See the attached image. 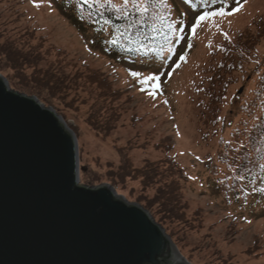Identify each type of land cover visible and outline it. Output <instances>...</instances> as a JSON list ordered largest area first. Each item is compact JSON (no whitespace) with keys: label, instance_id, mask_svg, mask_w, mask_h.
Wrapping results in <instances>:
<instances>
[{"label":"rangeland","instance_id":"rangeland-1","mask_svg":"<svg viewBox=\"0 0 264 264\" xmlns=\"http://www.w3.org/2000/svg\"><path fill=\"white\" fill-rule=\"evenodd\" d=\"M165 1L174 27L171 46L160 60L128 61L116 55H103L93 29H78L62 12L60 0H36L38 7L33 0H0V43H10L23 51L31 50L28 48L38 51L41 55L36 61L41 68L38 75L51 73L49 80L56 89L32 85L40 92L36 96L8 84L11 89L39 100L42 96L48 99L50 104L40 102L52 107L76 137L82 176L107 172L109 165L115 167L125 152L133 166L138 167L144 164L143 159L159 161L173 156L188 179L162 167L168 172H163L161 181L177 184L183 220L170 223L167 228L157 220L160 213L135 200L139 195L150 196L155 186L163 184L161 181L154 180L142 188L139 177H125L122 186L114 189L126 200L145 208L189 263L264 264V199L248 194L240 205L236 199L224 195L222 187L215 192L213 183L207 180L213 179L210 172L220 163L217 156L225 142L236 134L234 128L241 127L240 121L251 120L250 112L239 105L248 100L254 78L247 73L249 68L234 74L235 81L230 84L229 96L219 113L221 121L213 126L204 122L205 113L195 103L193 92L201 69L218 42L240 30L257 32L259 23L264 27V0H225L222 4L213 0L212 7L203 2L198 8L182 0ZM221 5L228 11L239 7V11L204 20L193 34L196 17ZM256 32L258 53L263 58L264 37ZM181 56L185 59L181 60ZM259 64L255 63V73ZM54 66L66 73L64 79L56 80L59 69ZM91 72L106 79L107 92L112 95L103 92L101 86L99 93L92 81L85 80ZM132 72L140 75L134 77ZM13 73L10 68L0 71L3 77L6 74L12 77V84L31 86L27 77L18 79ZM145 76L159 79L142 83ZM96 106L100 108L97 114L100 118L110 113L105 107L116 110H113L116 115L111 113L115 127L107 136L88 125L87 118ZM79 180L86 184L80 174ZM238 200L242 201L241 195Z\"/></svg>","mask_w":264,"mask_h":264},{"label":"water","instance_id":"water-1","mask_svg":"<svg viewBox=\"0 0 264 264\" xmlns=\"http://www.w3.org/2000/svg\"><path fill=\"white\" fill-rule=\"evenodd\" d=\"M79 171L63 118L0 74V264H191L145 208Z\"/></svg>","mask_w":264,"mask_h":264},{"label":"trees","instance_id":"trees-1","mask_svg":"<svg viewBox=\"0 0 264 264\" xmlns=\"http://www.w3.org/2000/svg\"><path fill=\"white\" fill-rule=\"evenodd\" d=\"M182 1L185 4L197 6L196 8L203 2H207V5H210L208 7L214 4L213 0ZM224 1L215 0L219 4ZM60 2L62 12L68 15L78 29L86 30L87 27L93 29L94 35L99 39L100 52L106 56L116 55L128 61L134 59L142 61L144 58L160 60L174 39V27H168L172 23L165 0H148V13L137 11L133 4L125 7L122 0H112L116 7L104 3L103 0H88L87 4L83 0H60ZM258 25V35L264 37V27L260 23ZM255 32L256 30L250 33L240 30L230 38L218 42L216 47L210 51V58L201 69L198 84L193 87L195 103L200 107L201 112L205 113L204 122L207 124L210 122L213 126L221 121L219 113L229 96V86L235 81L234 74L245 72L249 68L247 73L254 78L248 100L239 105L242 110L250 112L248 119L251 120L248 122L253 121L252 123L240 121L238 125L241 127L234 128L233 131L236 134L225 142L217 156L220 163L210 172L213 179L207 178L213 183L212 187L215 188V192L218 188H223L224 195L231 198L230 200L236 199L240 205L244 204L248 194H255V197L264 199V56L262 58L258 53L259 44L256 43L258 36ZM28 49L31 50L23 51L10 43L1 42L0 71L3 72L10 68L18 79L25 76L31 81V86L22 83L12 84V77L6 74L9 84L17 90L36 96L40 92L34 90L32 85L55 90L54 83L49 80L51 73L44 72L40 77L38 75L41 68L36 65V61L41 57L40 53L32 48ZM255 63H260V69H257L256 73ZM57 69L59 73L56 75V80L60 81L64 79L66 73L60 67ZM102 79L104 77L100 74L96 75L91 72L85 80L89 83L92 81L96 89L101 86L102 91L108 93L107 81ZM108 94L112 95V93ZM40 100L50 104L45 96H42ZM105 109L110 113L100 118L98 116L99 106L92 108L91 116L87 120L93 130L107 136L112 126L115 127V117L111 113L116 115L114 112L116 110L113 109V111L110 107H105ZM238 136L240 138H237ZM138 146L142 147V145ZM120 150L125 151L123 147ZM127 155V152L121 154L117 165L115 167L111 166L112 164L109 165L110 168L105 173H90L82 176L79 172L81 181L89 185L107 182L117 190L122 186L125 177H139L142 188H144L154 180L161 181L163 172L167 170L170 173L171 171L179 173L188 179L183 174L182 167L171 155L159 161L143 159L144 164L140 167L133 166L134 163ZM162 167H166L167 170ZM176 190L177 184L168 181L155 186L150 196L139 195L135 200L147 209L152 208L155 213H160L157 220L165 223L167 227L170 223L184 219ZM239 195L242 201L238 200Z\"/></svg>","mask_w":264,"mask_h":264},{"label":"snow or ice","instance_id":"snow-or-ice-1","mask_svg":"<svg viewBox=\"0 0 264 264\" xmlns=\"http://www.w3.org/2000/svg\"><path fill=\"white\" fill-rule=\"evenodd\" d=\"M35 6H39L38 3H36V0H33ZM83 2L85 4L88 3V0H83ZM104 3L106 4H110L112 7H116L115 4L112 3V0H103ZM148 0H122V4L123 6H128L129 4H133L137 11L143 12V13H148L149 8L147 6ZM239 11V7H234L233 9H231V11H228L225 9V7L223 5H221L220 7H218L216 10H210V11H205L202 12L199 16L196 17V21L195 23L192 25V32L193 34H195L196 29L198 26L201 25V22L209 19V18H214L216 16H224V15H232L234 12ZM169 28H172V25L169 24L168 25ZM143 47V46H142ZM181 60H184L185 57L181 56L180 57ZM132 76L136 77L139 76L140 74L137 72H132L131 73ZM159 77H154V76H145L142 83H147L148 81H152V80H158ZM153 87H157V85H153ZM152 93H150L151 95Z\"/></svg>","mask_w":264,"mask_h":264}]
</instances>
